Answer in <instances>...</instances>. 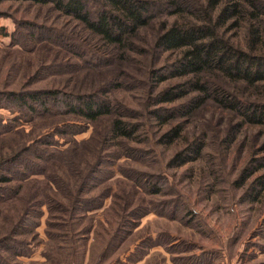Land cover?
<instances>
[{
    "label": "rangeland",
    "instance_id": "rangeland-1",
    "mask_svg": "<svg viewBox=\"0 0 264 264\" xmlns=\"http://www.w3.org/2000/svg\"><path fill=\"white\" fill-rule=\"evenodd\" d=\"M102 5L103 2H93L89 7L97 14ZM159 11L151 24L139 31L140 39L135 40V45L147 50L146 54L127 52L125 59L119 57L122 51L115 55L116 67L125 72L119 78L125 86H120L114 96L135 110L139 116L137 120L135 118L136 122L143 123L142 115L150 108L146 101L149 69L167 66L179 54L178 51L157 53L153 48L160 25L166 19L165 14ZM173 18L170 17V21ZM70 19L54 9L52 4L0 0V160L8 161L16 152L23 153L30 146L36 153L31 154V150L23 153L24 161L43 165L35 155L52 152L54 146L30 141L31 138L43 137L49 131L47 123L51 119H64L85 127V131L78 134L55 135L53 143L65 144L62 148L73 140H87L95 130L92 123L87 127L86 120L72 115L34 119L3 96L11 91L63 89L66 84H74L70 77L77 72L59 74L57 71L81 68L84 69L80 73L82 76L89 74V64L82 63L68 50L72 40L69 42L57 37L59 28L63 26L72 36L75 25H71ZM25 22L44 25L51 32H43L41 36V33L34 32L35 28L27 30L23 26ZM248 28L244 23L225 33L239 47L264 54V42L251 45ZM33 33L48 39V42L37 44ZM54 39H59V43ZM55 51L65 59L59 61L54 71L44 75L48 71L44 68L49 66L47 57L53 56L51 52ZM86 61L98 63L93 56H88ZM62 63L69 65L62 69ZM101 71L106 75V68ZM88 76L95 77V72ZM89 77L84 81L86 84L92 80ZM183 81L185 78H170L160 83L157 90ZM94 82L97 87V78ZM233 86L230 90L238 91L237 95L243 99L264 101L263 88H245L240 83L236 84V89ZM193 95L196 92L165 106L177 107ZM186 119L185 137L173 145L156 143V136L166 126L161 128L155 120H146L148 125L144 128L147 134L143 132L141 135L145 140L142 143L129 142L137 149L134 158L125 154L118 158L120 148H112L115 157L110 158V162L113 165L106 167V171H114L115 175L88 197L96 196L105 187L111 186V191L107 196L105 193L91 209L80 210L79 224L74 226L70 219L59 213L52 216L44 205L33 233L16 236L19 241L29 244L30 255L11 256L5 250H0V254L8 257L12 264H264V190L257 193L253 189L255 179L264 173V167H261L264 161H253L264 157V127L246 124L237 129L236 138L230 144L227 138L242 118L212 101L192 116L176 121ZM145 135H148V141ZM196 138L206 142L202 157L171 166L170 159L174 154ZM12 167L21 176L27 175L23 164H13ZM256 168L258 170L247 177V172ZM43 177L37 174L29 179L41 180ZM21 183L16 179L0 183V187H7L10 193ZM154 187L159 192H152ZM9 203L8 200L2 205ZM133 211L137 216H143L135 218ZM3 225L8 229V224ZM118 227L122 231L119 236L124 237L121 243L116 236ZM51 233L59 236L51 238ZM10 243L16 244L14 241Z\"/></svg>",
    "mask_w": 264,
    "mask_h": 264
},
{
    "label": "trees",
    "instance_id": "trees-1",
    "mask_svg": "<svg viewBox=\"0 0 264 264\" xmlns=\"http://www.w3.org/2000/svg\"><path fill=\"white\" fill-rule=\"evenodd\" d=\"M18 1L52 4L54 9L70 17L71 25H75L72 36H69L63 26L59 28L57 37L69 42L72 40L68 50L78 60L81 59L82 63H88L89 74L95 72V77L90 76L92 80L89 79L86 84L84 81L88 79L89 74L83 76L80 74L84 69L57 71L59 74L77 72V75L70 77L74 84H66L63 89L11 91L3 96L22 112L31 114L34 119L72 115L86 120L87 127L92 123L95 130L87 140L81 142L73 140L67 147L62 148L65 144L53 143L55 135L78 134L84 132L85 127L76 126L77 124L66 122L64 119L62 121L51 119L47 123L50 126L49 131L43 137L31 138L30 141L54 146L52 152L35 155L43 165L24 161L23 153H27L28 150H31L33 155L36 153L29 148L30 146L26 147L23 153L16 152L8 161L0 160V183L5 184L16 179L22 182L17 190L13 192L10 190V193L7 187H0V250H5L11 256L30 255L29 244L19 241L16 236L33 233V228L38 224L37 219L43 212L41 207L44 205L48 207L52 216L59 213L76 226L79 224L80 210L91 209L105 193L106 196L110 193L111 186L100 190L98 198L97 195L88 197L115 175L114 171H106V167L113 165L110 162V158L115 157L112 148H120L118 158L121 154L134 158L137 149L129 142L142 143L145 140L141 135L143 132L146 133L144 128L148 125L146 120H155L161 128L166 126V129H162L156 136V143L163 145H173L176 141L184 139L187 119L184 121L176 119L192 116L210 101L237 113L242 118L241 123L234 127L227 138L230 144L236 138L237 129L244 125L264 127V101L243 99L235 90L236 84L240 83L244 84L245 88H263L264 91V54L239 47L225 33L228 29L241 27L247 23L251 45L264 42V0ZM93 2H103L102 9L97 14L90 10L89 5ZM158 11L165 14L166 19L160 25V32L156 36L153 48L157 53L178 51L179 54L167 66L149 69L146 101L150 108L142 115L143 123L136 122L135 118L137 120L139 116L135 110L127 103H120L114 96V92L120 86H125L119 81L120 75H125V72L116 67L115 55L120 51H122L119 54L120 58L133 51L140 55L146 54L147 50L135 45V40L140 39L139 31L151 24ZM170 17H174L172 21ZM23 26L27 30L35 28L34 32L39 35L41 33V36L43 32H51L44 25L31 22H25ZM36 33L33 35L37 44L48 42V39L41 38ZM54 41L59 43V39ZM51 54L53 56L47 57L49 66L44 68L48 70L44 75L54 71L59 61L65 59L59 51ZM88 56L97 58L98 63L87 62ZM40 61L42 63L43 58ZM65 65L69 64L62 63V69ZM113 67L116 69L112 70ZM103 68H106V75L101 71ZM96 78L99 81L97 87L94 82ZM170 78H185V81L158 91L159 84ZM232 84L237 93L230 90ZM195 92L196 95L189 97L186 103L177 107L165 106ZM148 139L149 137L146 138L147 141ZM205 147V139L196 138L174 154L170 159V165L178 166L200 159ZM253 161H264V157ZM13 164H23L27 169V175L21 176L19 171L13 169ZM261 167H264V163ZM256 170L258 168L247 172V177ZM37 174L44 176L43 179H29ZM253 189L257 193L264 190V173L255 179ZM152 192H159V189L154 187ZM6 195L7 197L3 198ZM8 200L10 202L8 205H2ZM21 204L24 205L21 207ZM133 215L135 218L143 216V214L137 216L134 211ZM1 222L8 224V229ZM118 229L116 236L118 243H121L124 237L119 236L122 231L120 227ZM55 236L59 235L50 234L51 238ZM10 241L16 244L13 245ZM0 264L12 263L8 257L4 258L0 254Z\"/></svg>",
    "mask_w": 264,
    "mask_h": 264
}]
</instances>
